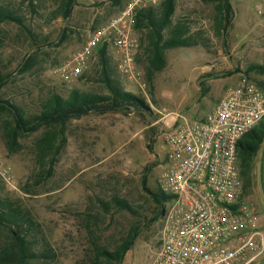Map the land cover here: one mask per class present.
<instances>
[{
	"label": "rangeland",
	"instance_id": "rangeland-1",
	"mask_svg": "<svg viewBox=\"0 0 264 264\" xmlns=\"http://www.w3.org/2000/svg\"><path fill=\"white\" fill-rule=\"evenodd\" d=\"M62 1L0 0L24 19L0 23V62L8 77L0 99L20 107L27 117L35 116L54 94H110L98 56L72 82H65L58 68L127 0H77L67 18L57 16ZM229 2L231 21L222 25L224 13L216 3L176 0L174 22L187 26L193 45L169 49L167 64L153 81L146 77V31H141L138 82L119 73L110 47V73L141 106L60 121L55 126L65 130L67 141L52 175L47 174L50 158L43 164L37 146L45 127L20 137L17 151L10 152L0 119V155L11 167L16 186L0 178V197L21 206L38 223L28 236L36 237L32 247L49 257L34 264H93L99 246L115 250L135 226L139 236L121 264L151 263L160 246L161 227L153 192H165L162 132L183 117L206 116L243 76L263 74L259 66H264V0ZM250 178L245 197L256 204L264 231V145L254 157ZM115 198L127 200L133 210L123 209ZM10 236L0 226V249L11 243ZM263 260L264 254L252 264Z\"/></svg>",
	"mask_w": 264,
	"mask_h": 264
},
{
	"label": "built area",
	"instance_id": "built-area-1",
	"mask_svg": "<svg viewBox=\"0 0 264 264\" xmlns=\"http://www.w3.org/2000/svg\"><path fill=\"white\" fill-rule=\"evenodd\" d=\"M163 0H127L88 37L58 72L65 82L83 75L102 46L112 47L119 73L131 82L141 74L139 10ZM264 117V73L243 76L199 119L183 117L162 132L167 164L160 215V246L150 264H252L264 254L256 204L245 197L238 145ZM0 178L15 177L0 155Z\"/></svg>",
	"mask_w": 264,
	"mask_h": 264
},
{
	"label": "trees",
	"instance_id": "trees-1",
	"mask_svg": "<svg viewBox=\"0 0 264 264\" xmlns=\"http://www.w3.org/2000/svg\"><path fill=\"white\" fill-rule=\"evenodd\" d=\"M76 1L63 0L57 10V16L69 17ZM110 1L120 4L126 0ZM202 1L216 3L218 11L224 13L221 24L230 23L232 6L229 0ZM176 8V0H163L158 5L143 8L138 12L137 28L140 31H146L143 40L145 41L144 52L147 63L146 77L149 81H153L156 73L165 68L167 64L166 53L169 49L193 45L187 36V26L181 22H174ZM6 21L23 23L24 19L11 6L0 3V23ZM97 56L103 66L102 81L109 88V95L75 91L69 97L64 98L61 95L54 94L41 104L39 112L32 118L27 117L20 107L0 99V119H4L1 128L6 147L10 152L17 151L20 137L34 133L44 126L46 130L37 140V146L39 158L43 164L48 157L50 158L47 174L52 175L56 158L67 141L65 130H57L55 126L60 121L90 112L104 113L131 107L132 105L141 106L139 98L130 92L124 91L120 87V83L114 80L110 73L109 48L106 45L100 47ZM259 68L264 73V66H259ZM7 79L8 77L4 74L0 62V89L7 83ZM3 114H7V117L1 118ZM263 145L264 117L244 135L238 145L241 175L245 179L244 190L251 184L250 174L253 160ZM146 183V180H144V186H146ZM153 196L159 206L156 216L158 218L162 213L164 201L169 199L170 196L164 191L153 192ZM114 201L122 205L123 209L133 210L127 200L115 198ZM0 226L7 229L11 234V243H6L0 249V264H34L41 257H49V254H40L32 247L37 238H29L28 233L38 228V223L33 216L11 200L1 197ZM139 232L140 228L137 226L130 229L122 243L115 250H108L106 247L99 246L93 264H121L126 253L135 244ZM262 264H264V260Z\"/></svg>",
	"mask_w": 264,
	"mask_h": 264
}]
</instances>
